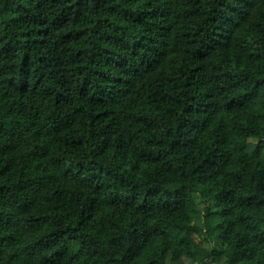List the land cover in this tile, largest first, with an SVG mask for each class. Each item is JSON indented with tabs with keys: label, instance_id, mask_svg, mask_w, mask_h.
<instances>
[{
	"label": "trees",
	"instance_id": "1",
	"mask_svg": "<svg viewBox=\"0 0 264 264\" xmlns=\"http://www.w3.org/2000/svg\"><path fill=\"white\" fill-rule=\"evenodd\" d=\"M0 264H264V0H0Z\"/></svg>",
	"mask_w": 264,
	"mask_h": 264
},
{
	"label": "rangeland",
	"instance_id": "2",
	"mask_svg": "<svg viewBox=\"0 0 264 264\" xmlns=\"http://www.w3.org/2000/svg\"><path fill=\"white\" fill-rule=\"evenodd\" d=\"M197 239L200 240V239H202V237L201 236L200 237L198 236ZM208 246L209 247L211 246V242H209Z\"/></svg>",
	"mask_w": 264,
	"mask_h": 264
}]
</instances>
